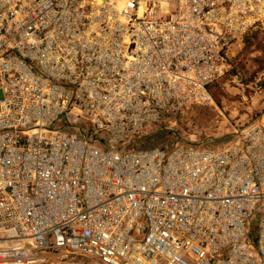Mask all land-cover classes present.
Masks as SVG:
<instances>
[{
    "label": "built area",
    "instance_id": "2783aa9c",
    "mask_svg": "<svg viewBox=\"0 0 264 264\" xmlns=\"http://www.w3.org/2000/svg\"><path fill=\"white\" fill-rule=\"evenodd\" d=\"M256 29L264 0H0V264H264V112L175 130Z\"/></svg>",
    "mask_w": 264,
    "mask_h": 264
},
{
    "label": "rangeland",
    "instance_id": "374dc122",
    "mask_svg": "<svg viewBox=\"0 0 264 264\" xmlns=\"http://www.w3.org/2000/svg\"><path fill=\"white\" fill-rule=\"evenodd\" d=\"M230 58L229 71L211 91L214 103L196 105L177 121L175 130L185 141L225 143L235 137V128L252 123L264 112V92H257L258 85L264 86V29L245 35L231 48ZM81 124L88 127L86 121Z\"/></svg>",
    "mask_w": 264,
    "mask_h": 264
},
{
    "label": "trees",
    "instance_id": "16d2710c",
    "mask_svg": "<svg viewBox=\"0 0 264 264\" xmlns=\"http://www.w3.org/2000/svg\"><path fill=\"white\" fill-rule=\"evenodd\" d=\"M216 85V83H213L211 86H210V90L213 92V87ZM214 95L216 96V93H214Z\"/></svg>",
    "mask_w": 264,
    "mask_h": 264
}]
</instances>
